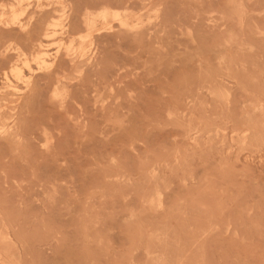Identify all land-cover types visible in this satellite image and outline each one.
Segmentation results:
<instances>
[{
	"label": "rangeland",
	"instance_id": "1",
	"mask_svg": "<svg viewBox=\"0 0 264 264\" xmlns=\"http://www.w3.org/2000/svg\"><path fill=\"white\" fill-rule=\"evenodd\" d=\"M0 264H264V0H0Z\"/></svg>",
	"mask_w": 264,
	"mask_h": 264
},
{
	"label": "bare ground",
	"instance_id": "2",
	"mask_svg": "<svg viewBox=\"0 0 264 264\" xmlns=\"http://www.w3.org/2000/svg\"><path fill=\"white\" fill-rule=\"evenodd\" d=\"M23 23V22H22ZM91 61V60H90ZM42 64H43V62H42ZM46 64V63H45ZM44 65V64H43ZM47 65V64H46ZM20 79V78H19ZM20 81V80H19Z\"/></svg>",
	"mask_w": 264,
	"mask_h": 264
}]
</instances>
